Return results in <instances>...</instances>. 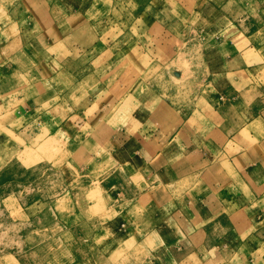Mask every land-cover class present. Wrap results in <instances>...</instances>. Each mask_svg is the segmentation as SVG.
<instances>
[{"label":"rangeland","instance_id":"1","mask_svg":"<svg viewBox=\"0 0 264 264\" xmlns=\"http://www.w3.org/2000/svg\"><path fill=\"white\" fill-rule=\"evenodd\" d=\"M59 4L65 15L74 12L75 40H103L107 45L112 40H134L135 47L130 44L128 49H135L137 57L107 65L104 76L95 79L81 75L87 71L83 66H90L74 55L62 66L65 76L51 79L55 89L48 94L51 101L45 100L47 107L30 121L23 104L33 76L8 90L0 86V121L7 118L0 122V264H149L136 233L126 231L132 215L127 208L142 188L112 158L85 172L87 162L80 155L84 132L77 127L71 132L74 126L67 120L72 111L68 113L64 105L55 124L51 120L73 92L87 104L99 95L109 102L125 101L133 90L145 97L152 89L156 101L164 99L175 109L183 105L190 111L202 87L212 80L211 71L221 69L220 62L206 54L216 40H237L241 51L246 47L243 42L252 41L244 64L253 66L248 74L263 86L264 12L254 0H59ZM18 9L21 0H0V83L10 68L27 73L16 64H23L20 44L16 52H2L11 41L4 34L18 40L14 36ZM38 132H43L41 141ZM142 212L144 207L137 213ZM139 229L137 234L144 230Z\"/></svg>","mask_w":264,"mask_h":264},{"label":"crops","instance_id":"2","mask_svg":"<svg viewBox=\"0 0 264 264\" xmlns=\"http://www.w3.org/2000/svg\"><path fill=\"white\" fill-rule=\"evenodd\" d=\"M254 1L264 12V0ZM18 10V40L4 34L11 41L2 52H16L20 44L23 64H16L27 73L10 68L0 86L8 90L33 76L23 104L28 121L47 107L48 94L55 92L51 79L65 76L62 66L74 55L90 66H83L87 71L81 75L95 79L104 76L107 65L137 57L134 40L108 45L75 40L74 12L65 15L59 0L50 5L21 0ZM216 41L206 54L221 69L211 71L212 80L190 111L156 101L152 89L145 97L133 90L125 101L109 102L99 95L87 104L73 92L51 120L55 124L64 105L72 111L67 120L74 126L71 132L75 127L84 132L80 155L87 162L85 172L112 158L142 188L127 208L132 215L126 231L136 233L149 264H264V85L252 80L248 72L253 66L244 64L252 41L242 43L243 51L237 40ZM130 44L133 48L128 49ZM42 135L38 132L39 141ZM2 149L0 144V153ZM141 207L144 212L138 214ZM139 227L144 230L137 234Z\"/></svg>","mask_w":264,"mask_h":264}]
</instances>
